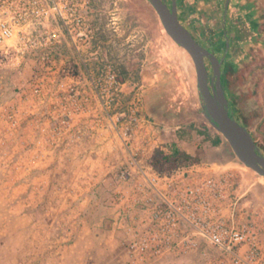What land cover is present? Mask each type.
I'll return each instance as SVG.
<instances>
[{
	"label": "rangeland",
	"instance_id": "1",
	"mask_svg": "<svg viewBox=\"0 0 264 264\" xmlns=\"http://www.w3.org/2000/svg\"><path fill=\"white\" fill-rule=\"evenodd\" d=\"M178 1L181 21L207 47L210 32L222 28V8ZM62 4L71 30L61 22L66 41L56 47L54 64L43 62L40 47L24 55L15 47L0 53V264H207L203 249L132 260L126 230L133 223L129 209L136 221L139 207L133 206L132 184L121 179L129 153L116 131L103 126L98 101L95 135L67 138L60 121V84L67 88L79 82L95 98L92 80L105 78L107 64L117 71L123 91L113 113L141 100L144 120L132 145L145 149L142 160L152 163L157 150L171 154L178 147L210 175H232L246 193L243 202L264 252V178L236 156L225 138L214 142L219 132L200 109L192 58L169 37L150 2ZM259 13L226 78L237 116L264 152V10ZM232 26L233 20L230 33ZM16 43L22 46L19 39ZM90 113L75 115L72 124L88 125Z\"/></svg>",
	"mask_w": 264,
	"mask_h": 264
},
{
	"label": "built area",
	"instance_id": "2",
	"mask_svg": "<svg viewBox=\"0 0 264 264\" xmlns=\"http://www.w3.org/2000/svg\"><path fill=\"white\" fill-rule=\"evenodd\" d=\"M63 8L62 0H0V53L15 47L24 55L40 47L43 62L54 64L59 54L56 47L66 41L61 24L71 30V20ZM71 8V15H75L76 9ZM17 39L22 43L20 48ZM105 68L104 79L92 80L95 98L86 95L79 82L67 88L60 84L64 93L58 103L60 121L65 134H70L69 140L80 141L90 132L93 137L98 127L94 110L98 101L103 126L116 131L123 151L129 153L122 165L121 179L132 184L133 206L139 207L136 221L129 209L133 223L126 230L132 260L140 257L146 262L166 252L191 254L203 249L209 258L207 264H264L263 247L253 214L243 202L246 193L241 192V183L230 174L210 175L196 164L162 173L152 163L144 162L141 155L145 149L132 145L134 132L144 120L141 100H133L129 109L113 113L123 91L117 71L111 64ZM86 111L92 112L88 125L72 124L75 115Z\"/></svg>",
	"mask_w": 264,
	"mask_h": 264
},
{
	"label": "water",
	"instance_id": "3",
	"mask_svg": "<svg viewBox=\"0 0 264 264\" xmlns=\"http://www.w3.org/2000/svg\"><path fill=\"white\" fill-rule=\"evenodd\" d=\"M169 37L192 58L197 80L200 109L209 123L228 142L236 156L264 178V152L247 125L232 111L231 99L223 82L226 55L219 58L205 47L179 16L177 0H148ZM229 45V38L227 37ZM207 59L211 61L209 70Z\"/></svg>",
	"mask_w": 264,
	"mask_h": 264
},
{
	"label": "flooded vegetation",
	"instance_id": "4",
	"mask_svg": "<svg viewBox=\"0 0 264 264\" xmlns=\"http://www.w3.org/2000/svg\"><path fill=\"white\" fill-rule=\"evenodd\" d=\"M231 1L232 0H226L224 4L218 5V9L222 8V12L220 11L222 17V28L213 31V34L210 32V36L208 39L209 43L207 45V49L214 52L219 58L226 55L223 75L226 73V68L229 66V63L234 62V58L232 57L233 54H235L236 57L242 52L243 48L241 47L240 43L244 38V34L250 32V29L252 28V24L246 23L245 17H241L240 15L238 16V19H234ZM168 2L170 5L172 4V0H169ZM177 3L179 4L178 0ZM231 20H233V26L230 33L228 32V24ZM249 35L251 34L249 33ZM227 37L229 38V45L227 44ZM212 38H214V42H211ZM207 60L209 62V65L211 66V61L209 59ZM227 83H224L226 88Z\"/></svg>",
	"mask_w": 264,
	"mask_h": 264
},
{
	"label": "trees",
	"instance_id": "5",
	"mask_svg": "<svg viewBox=\"0 0 264 264\" xmlns=\"http://www.w3.org/2000/svg\"><path fill=\"white\" fill-rule=\"evenodd\" d=\"M234 67L235 64L233 62L229 63V66L226 68V73L223 75V82L225 84L227 83V71L229 70V68L233 69ZM232 111L238 113V111L234 108V105H232ZM222 140V135L220 133H217L214 142L216 144H219L222 142ZM197 161L198 159L194 155L178 147L175 148L171 154H167L162 150H157L152 158V164L157 170L161 172L171 171L181 165H189Z\"/></svg>",
	"mask_w": 264,
	"mask_h": 264
},
{
	"label": "crops",
	"instance_id": "6",
	"mask_svg": "<svg viewBox=\"0 0 264 264\" xmlns=\"http://www.w3.org/2000/svg\"><path fill=\"white\" fill-rule=\"evenodd\" d=\"M200 3H212L217 7L222 5L226 0H195ZM232 11L234 19H238V16L245 17L246 23H257L261 18L260 10H264V0H232Z\"/></svg>",
	"mask_w": 264,
	"mask_h": 264
}]
</instances>
